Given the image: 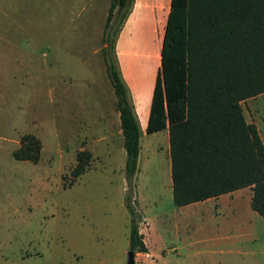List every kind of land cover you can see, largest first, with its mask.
Instances as JSON below:
<instances>
[{"label":"rangeland","instance_id":"1","mask_svg":"<svg viewBox=\"0 0 264 264\" xmlns=\"http://www.w3.org/2000/svg\"><path fill=\"white\" fill-rule=\"evenodd\" d=\"M110 3L0 0V264H126L123 143L98 145L69 186L76 153L92 151L77 133L82 121L98 125L93 109L116 108L104 60ZM145 38L134 40L132 74L150 82L162 40ZM241 105L264 143V92ZM26 133L42 143L37 163L13 156ZM168 139L142 138L133 200L148 252L135 264H264V217L251 207L252 189L226 209L215 200L175 206Z\"/></svg>","mask_w":264,"mask_h":264},{"label":"trees","instance_id":"2","mask_svg":"<svg viewBox=\"0 0 264 264\" xmlns=\"http://www.w3.org/2000/svg\"><path fill=\"white\" fill-rule=\"evenodd\" d=\"M133 0H111L104 27L106 73L116 96L126 152L129 250L147 253L133 200L141 129L118 64L115 44ZM113 22L118 27H113ZM146 133L165 127L175 206L252 189L251 207L264 217V143L245 118L242 101L264 92V0H171L161 42ZM17 160L37 163L42 143L20 137ZM76 153L69 186L90 166Z\"/></svg>","mask_w":264,"mask_h":264},{"label":"crops","instance_id":"3","mask_svg":"<svg viewBox=\"0 0 264 264\" xmlns=\"http://www.w3.org/2000/svg\"><path fill=\"white\" fill-rule=\"evenodd\" d=\"M170 1L171 0H133L131 11L122 24L115 44V52L120 71L124 81L128 85L134 104V110L137 114L141 129L138 167L143 154L142 138L146 134L152 91L156 74L161 62H159L157 66L153 68L150 82H145L141 76L134 77L132 74V65L134 67L133 61L137 60V57L133 55V48L135 45L134 40L138 37L139 39H146L145 37L150 36L153 32H155V34L158 36L159 41L162 40L168 12L170 9ZM100 105H103V101H100V104L97 106L100 107ZM92 112L95 113L93 115L94 117L96 116V120L99 122V124L96 125L93 122H85L83 120L80 130L77 132L83 137L84 140L89 138L91 139V142L88 141L86 143V148L91 149L92 153L96 149H100L98 148V145H102V149H109L110 145L117 139L121 145L123 143V134L119 111L116 108H113L111 111H109V108H97L93 109ZM158 132H166V134H168V128L165 127L164 129L152 133ZM242 189L243 188L185 206H196L198 204H204L203 206H206L209 202L215 200L217 202L216 205L218 210L222 208L226 209L234 207V205L238 203L241 198V195L238 192Z\"/></svg>","mask_w":264,"mask_h":264},{"label":"water","instance_id":"4","mask_svg":"<svg viewBox=\"0 0 264 264\" xmlns=\"http://www.w3.org/2000/svg\"><path fill=\"white\" fill-rule=\"evenodd\" d=\"M135 254L133 250H128L126 264H135Z\"/></svg>","mask_w":264,"mask_h":264}]
</instances>
